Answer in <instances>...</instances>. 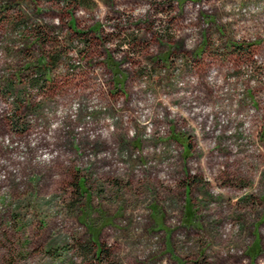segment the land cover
Segmentation results:
<instances>
[{
    "label": "rangeland",
    "instance_id": "rangeland-1",
    "mask_svg": "<svg viewBox=\"0 0 264 264\" xmlns=\"http://www.w3.org/2000/svg\"><path fill=\"white\" fill-rule=\"evenodd\" d=\"M0 264H264V0H0Z\"/></svg>",
    "mask_w": 264,
    "mask_h": 264
},
{
    "label": "trees",
    "instance_id": "trees-1",
    "mask_svg": "<svg viewBox=\"0 0 264 264\" xmlns=\"http://www.w3.org/2000/svg\"><path fill=\"white\" fill-rule=\"evenodd\" d=\"M54 1H58V2H67V3H70V2H72V1H76L77 2V0H54ZM79 2L81 1V0H78ZM41 69V68H40ZM39 74L40 75H38L39 77H38V79H41V77H43L45 74H44V71L43 70H41V71H39ZM188 147H190L189 145H188ZM88 193V192H87ZM100 253H102V250H101V248H100V250H99V254ZM97 254H98V252H97Z\"/></svg>",
    "mask_w": 264,
    "mask_h": 264
}]
</instances>
